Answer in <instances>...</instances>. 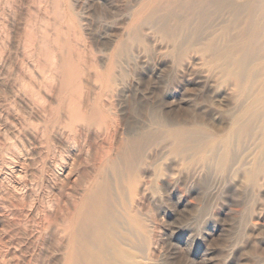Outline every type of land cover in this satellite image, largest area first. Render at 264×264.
<instances>
[{"label": "rangeland", "instance_id": "rangeland-1", "mask_svg": "<svg viewBox=\"0 0 264 264\" xmlns=\"http://www.w3.org/2000/svg\"><path fill=\"white\" fill-rule=\"evenodd\" d=\"M140 3L0 0V264H55L56 224L102 160L145 131L124 192L146 244L141 263L264 264V172L250 181L237 169L258 153L255 125L223 169L216 158L186 166L158 146L162 117L194 116L204 137H223L236 95L198 56L176 66L153 29L130 32Z\"/></svg>", "mask_w": 264, "mask_h": 264}, {"label": "bare ground", "instance_id": "bare-ground-1", "mask_svg": "<svg viewBox=\"0 0 264 264\" xmlns=\"http://www.w3.org/2000/svg\"><path fill=\"white\" fill-rule=\"evenodd\" d=\"M138 1L139 8L128 25L130 32H140L144 27L153 29L169 47L168 56L176 66L192 54L198 56L207 72L220 78L221 85L233 86L236 95V109L230 112V117L227 115L230 123L223 137H204L200 129L203 122L194 116L182 121L162 117L154 121L165 129L160 133L158 146L168 143L170 155L180 157L186 166L216 158L217 165L223 169L233 161L230 144L239 133L250 136V126L255 125L258 153L250 167L245 168L247 162L237 166L252 181L264 172V0ZM119 55L122 54L117 50L116 56ZM150 135L146 131L140 137L136 134V139L120 146L116 159L102 160L96 178L72 212L60 220L61 224H56L61 237L56 248L62 255L55 264H143L146 244L134 235L141 227L131 215L124 192L135 183L130 175L139 165L135 150L144 146Z\"/></svg>", "mask_w": 264, "mask_h": 264}]
</instances>
